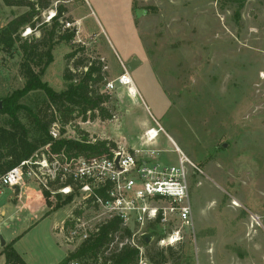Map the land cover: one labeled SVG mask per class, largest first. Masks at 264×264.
Here are the masks:
<instances>
[{
    "label": "rangeland",
    "instance_id": "374dc122",
    "mask_svg": "<svg viewBox=\"0 0 264 264\" xmlns=\"http://www.w3.org/2000/svg\"><path fill=\"white\" fill-rule=\"evenodd\" d=\"M57 4L66 7L62 17L71 22L60 21L74 37L52 46L42 80L63 90L65 67L78 79L86 68L78 71L73 61L82 58L100 67L95 87L107 97L100 105L104 117L88 110L57 139L109 141L115 147L110 153L154 148L158 162L170 163L175 142L199 168L189 178L193 229L184 233L180 250L174 247L176 255L188 256L182 264H264V0H51L37 10L34 27L20 28L22 39L38 40L42 59L47 43L39 40ZM28 9L0 0V28ZM22 60L20 50L0 49V97L23 85ZM122 74L135 94L118 83ZM107 82L113 88L103 91ZM42 99L33 91L20 101L35 110ZM19 117L31 127L25 111ZM149 128L158 134L146 145ZM40 190L51 208L39 206L35 223L18 237L29 219L25 207L19 210L25 198L7 202L9 189H3L0 208L7 218L0 234L26 264H59L70 246L57 225L73 212L76 195Z\"/></svg>",
    "mask_w": 264,
    "mask_h": 264
},
{
    "label": "built area",
    "instance_id": "2783aa9c",
    "mask_svg": "<svg viewBox=\"0 0 264 264\" xmlns=\"http://www.w3.org/2000/svg\"><path fill=\"white\" fill-rule=\"evenodd\" d=\"M55 13V9L49 12L47 20ZM125 77L122 74L118 83L124 85ZM112 88L113 83L107 82L103 91ZM155 130L153 136L145 132L146 145L155 141L158 134ZM63 133L57 121L49 128L53 139ZM172 144L175 154L172 163L158 162L160 151L154 148L120 149L105 156L64 150L52 152L46 145L28 159L0 171V197L3 189L18 187L26 179L35 182L40 189L76 195L73 209L77 210L76 214L70 213L57 228L70 251L95 236L99 227L111 218L119 219L121 226L131 231L130 237L118 243L116 238L105 250L91 257H68L61 264H103V258L110 257L125 243L136 249V264H151L148 245L156 242L160 247L175 246L183 242L186 231L193 229L189 178L190 172L199 168L175 142ZM67 177L73 186L63 185L57 190L49 187L50 182L61 183ZM3 216L0 211V222ZM67 219L69 222L65 223ZM158 225L163 229L158 230ZM146 232L152 233L149 243L142 237Z\"/></svg>",
    "mask_w": 264,
    "mask_h": 264
},
{
    "label": "trees",
    "instance_id": "16d2710c",
    "mask_svg": "<svg viewBox=\"0 0 264 264\" xmlns=\"http://www.w3.org/2000/svg\"><path fill=\"white\" fill-rule=\"evenodd\" d=\"M7 6H26L29 9L10 19L3 27L0 28V49L11 51L12 49L20 50L23 60L20 62V72L24 77L23 85L11 90L8 94L0 97V171H6L17 165L20 161L28 159L36 150L48 145L52 152L64 150L68 153H87L96 155L110 156V148H115L109 141L99 140L93 144L78 143L65 139H53L49 134V128L54 122L60 125V132H64V127L72 122L76 116L85 114L86 111L96 109L104 117L100 105L107 98L101 95L96 83L101 80L100 67L96 64L84 62L82 58H75L73 65L79 71V67L86 68L85 71H79V78L75 79V73L65 67L63 77L65 79V88L60 91L54 90L46 81L42 80L45 68L52 62V46L61 40L70 41L74 37V32L69 27H64L62 22H71L63 18L66 7L57 4L55 15L51 18L50 29L47 36L39 40L41 43H47V49L42 53L44 59L36 54L38 40L22 39L20 37V28L24 25L34 27V19L37 10L49 7L51 0H2ZM62 20V22L60 21ZM77 51L73 50L68 53L67 57L72 58ZM40 58V59H38ZM39 60L37 63L36 60ZM32 63L39 66L36 71ZM100 86V85H99ZM41 91L44 99L41 100L40 106L28 107L20 100L30 92ZM42 105V106H41ZM25 111L31 119V127H27L20 119L19 112ZM63 185L73 186L69 177L61 183L53 181L49 187L57 190ZM46 195V192H43ZM60 197L59 194H57ZM67 196L65 200H69ZM48 206L49 202L45 201ZM59 203L55 206L57 208ZM51 210V209H50ZM77 210L73 213L76 214ZM49 213L48 211L46 212ZM67 219L65 223H68ZM154 230L156 227H152ZM131 231L121 226V221L117 218L108 219L103 223L95 236L81 243L74 251L68 252L66 258H88L97 252L105 250L109 244L117 238L116 243L130 237ZM13 242V241H12ZM12 242L4 245L2 253L4 254V264H26L12 247ZM182 243V242H181ZM175 246L160 247L156 242L147 246V256L151 264H182L183 259L188 256L176 255ZM114 245V249L117 248ZM65 258V259H66ZM64 261V260H63ZM63 261L61 263H63ZM103 264H136V249L128 243L123 244L110 257L103 258ZM59 263V264H61Z\"/></svg>",
    "mask_w": 264,
    "mask_h": 264
},
{
    "label": "crops",
    "instance_id": "0c3cea01",
    "mask_svg": "<svg viewBox=\"0 0 264 264\" xmlns=\"http://www.w3.org/2000/svg\"><path fill=\"white\" fill-rule=\"evenodd\" d=\"M7 189H9V194L6 195V199H5V200H7V202H9V201H15L16 199H19L22 196H24V198H25L24 202L21 204V207H19V210H21L22 207L23 208L25 207L26 210H27V212H28L29 219H28V222H26V224H25V226L23 228L24 230L22 231V233H20V235H18V237H20L25 232H27L32 227V225L35 223L34 222V219L36 217H35L34 214L38 210V207L39 206H42V205H45L46 202L43 199V195L41 193V190L38 189V185L35 182L30 181L28 179H26L18 187L7 188ZM0 211H2L3 212V215H4L2 217V220L6 219L7 217H6V211H5V209L0 208ZM69 213H71V212H69ZM2 220H1V222H3ZM61 221H63V220H61ZM4 223L5 222H3L2 224H4ZM59 226H60V223H59ZM57 228H58V225H57Z\"/></svg>",
    "mask_w": 264,
    "mask_h": 264
},
{
    "label": "bare ground",
    "instance_id": "6f19581e",
    "mask_svg": "<svg viewBox=\"0 0 264 264\" xmlns=\"http://www.w3.org/2000/svg\"><path fill=\"white\" fill-rule=\"evenodd\" d=\"M262 76L264 77V74ZM124 79H125L124 84H128L130 86V88H129L130 93L132 92L131 94H135L134 87H133V81L131 80V78L126 76ZM147 130H146L147 135L153 136L156 134V130L154 128H152L148 132H147Z\"/></svg>",
    "mask_w": 264,
    "mask_h": 264
},
{
    "label": "water",
    "instance_id": "95a60500",
    "mask_svg": "<svg viewBox=\"0 0 264 264\" xmlns=\"http://www.w3.org/2000/svg\"><path fill=\"white\" fill-rule=\"evenodd\" d=\"M0 107H1V101H0ZM143 239L145 242L149 243L151 241V237H152V233L151 232H146L143 234ZM0 245L1 247H3L5 245V240L2 237V235L0 234Z\"/></svg>",
    "mask_w": 264,
    "mask_h": 264
}]
</instances>
